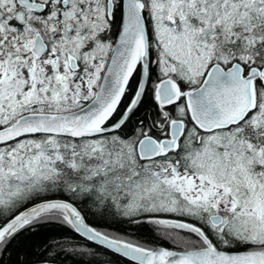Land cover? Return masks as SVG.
Returning a JSON list of instances; mask_svg holds the SVG:
<instances>
[{"label":"snow or ice","instance_id":"obj_1","mask_svg":"<svg viewBox=\"0 0 264 264\" xmlns=\"http://www.w3.org/2000/svg\"><path fill=\"white\" fill-rule=\"evenodd\" d=\"M19 237L12 264H264V0H0V264Z\"/></svg>","mask_w":264,"mask_h":264},{"label":"trees","instance_id":"obj_2","mask_svg":"<svg viewBox=\"0 0 264 264\" xmlns=\"http://www.w3.org/2000/svg\"><path fill=\"white\" fill-rule=\"evenodd\" d=\"M90 223H95V221L90 220ZM116 230L118 231H138V238L144 240L147 243H150L152 245H157V244H163L164 242L160 241L159 239H156L153 235V233H151L150 231H148L147 229H125V228H121L119 226H116ZM71 236L73 235V233L69 232L67 229L65 228H61L59 226L56 225H52L49 227H45L43 228L38 234H36L35 236H31L29 237L30 243L33 244H42L44 243L49 237H61V236ZM77 239H79V237H77ZM23 240L24 237H19L17 238L16 241L13 242V244L10 246V251H11V259H5V264H12V262L16 259V254L17 251H21L23 252L25 250V246L23 244ZM90 247H95V245H92L91 243H89ZM164 246H167V244H164ZM102 251H106L103 250ZM109 256H111V261L112 264H129V261L125 258H122L118 255H114L111 253H108ZM58 261H61L62 264H87V257H76L73 258L72 256H68L66 258L64 257H57ZM94 264H101L100 261H96L94 262Z\"/></svg>","mask_w":264,"mask_h":264}]
</instances>
